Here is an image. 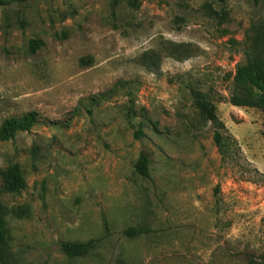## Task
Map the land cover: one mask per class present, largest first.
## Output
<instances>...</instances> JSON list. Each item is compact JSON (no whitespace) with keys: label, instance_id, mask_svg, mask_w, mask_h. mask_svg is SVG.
Wrapping results in <instances>:
<instances>
[{"label":"rangeland","instance_id":"obj_1","mask_svg":"<svg viewBox=\"0 0 264 264\" xmlns=\"http://www.w3.org/2000/svg\"><path fill=\"white\" fill-rule=\"evenodd\" d=\"M263 40L264 0H0V124L39 115L0 140V264L262 261L264 112L229 97ZM192 90L225 125L221 151ZM12 162L26 187L10 193ZM88 239L83 256L59 246Z\"/></svg>","mask_w":264,"mask_h":264},{"label":"trees","instance_id":"obj_2","mask_svg":"<svg viewBox=\"0 0 264 264\" xmlns=\"http://www.w3.org/2000/svg\"><path fill=\"white\" fill-rule=\"evenodd\" d=\"M224 2L225 0H220ZM4 3L5 1H1ZM43 44L41 39H30L28 48L30 52H35ZM193 102L199 110L201 116L209 121L213 126V140L221 151L224 147L231 145L222 132L225 130L224 123L216 114L214 104L205 98L199 91L192 90ZM229 102L234 106L257 108L264 112V40L252 54L248 55L246 61L237 66L234 78L233 89L229 97ZM90 111V109H88ZM38 112L31 110L19 116H9L0 124V140L13 139L19 130H30L38 122ZM134 138L141 139L144 132L139 125L133 133ZM149 155L141 151L134 163V170L143 177L150 176ZM2 175V186L6 192H16L26 187V181L18 162L9 163ZM104 225L108 228L105 220ZM147 230L138 227H128L124 234L128 237L136 236ZM93 239L85 241H65L59 242L60 249L68 257H78L85 255L93 246ZM8 249V228L5 214L0 206V258L4 257ZM251 264H264L262 261H252Z\"/></svg>","mask_w":264,"mask_h":264}]
</instances>
